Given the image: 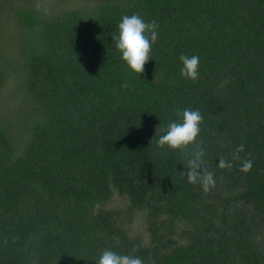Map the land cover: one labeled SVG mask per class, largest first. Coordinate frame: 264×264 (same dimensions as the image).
Wrapping results in <instances>:
<instances>
[{
  "label": "trees",
  "instance_id": "1",
  "mask_svg": "<svg viewBox=\"0 0 264 264\" xmlns=\"http://www.w3.org/2000/svg\"><path fill=\"white\" fill-rule=\"evenodd\" d=\"M132 14L159 26L139 76L111 36ZM181 54L199 56L197 80ZM186 108L203 116L207 193L156 142ZM104 249L264 264V0H0V264H97Z\"/></svg>",
  "mask_w": 264,
  "mask_h": 264
},
{
  "label": "clouds",
  "instance_id": "2",
  "mask_svg": "<svg viewBox=\"0 0 264 264\" xmlns=\"http://www.w3.org/2000/svg\"><path fill=\"white\" fill-rule=\"evenodd\" d=\"M158 27L155 20L146 22L138 14L124 15L117 26L118 35H111L115 48L121 54V59L138 76L143 74L144 66L152 59V45L158 38ZM179 60L182 63L180 75L193 81L197 80L199 77V56L181 54ZM123 87H128V85L124 84ZM176 114L180 119L167 124L163 129L164 134L157 138V146L160 148L167 146L169 149L179 150L185 161L183 164L185 171L179 172L180 177H186L189 184H199L202 190L207 193L216 187V179L205 159L202 141L198 139L203 116L199 110L188 108L177 109ZM243 150L244 145L240 144L232 153V159L239 160V153ZM252 166L251 159H244L239 170L247 173L251 171ZM217 167L221 170H231L233 164L226 157L220 156ZM97 264H144V262L133 255L119 254L111 249H104Z\"/></svg>",
  "mask_w": 264,
  "mask_h": 264
}]
</instances>
